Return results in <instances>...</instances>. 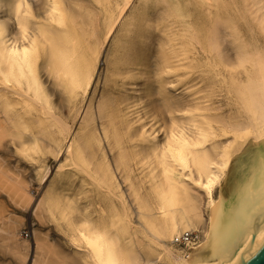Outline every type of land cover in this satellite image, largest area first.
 I'll list each match as a JSON object with an SVG mask.
<instances>
[{
    "label": "bare ground",
    "instance_id": "6f19581e",
    "mask_svg": "<svg viewBox=\"0 0 264 264\" xmlns=\"http://www.w3.org/2000/svg\"><path fill=\"white\" fill-rule=\"evenodd\" d=\"M262 157L264 0H0V264H233Z\"/></svg>",
    "mask_w": 264,
    "mask_h": 264
},
{
    "label": "rangeland",
    "instance_id": "374dc122",
    "mask_svg": "<svg viewBox=\"0 0 264 264\" xmlns=\"http://www.w3.org/2000/svg\"><path fill=\"white\" fill-rule=\"evenodd\" d=\"M100 83H101V80H100ZM98 85V88H97V91H96V96L99 94L100 92V89H101V85ZM255 152V149L253 150H248L247 153H245V155L242 154L241 158L242 161L244 162H238L237 161V166L235 169H238V171L241 169L242 165H240L241 163H245L246 160H248L250 158V156ZM232 175L231 177L229 178V183L231 182L232 180ZM227 196V195H226ZM18 215H22L21 212H18L17 213ZM26 217L24 218L23 220V225L21 226V232H20V236L24 239V240H27L29 242L32 241V233H33V228H37V225L36 223L33 221V219L31 218V212H27L25 213ZM49 227H52L51 224H49ZM52 233H56L58 236H60L61 234L58 233V232H55L54 230H52Z\"/></svg>",
    "mask_w": 264,
    "mask_h": 264
},
{
    "label": "water",
    "instance_id": "95a60500",
    "mask_svg": "<svg viewBox=\"0 0 264 264\" xmlns=\"http://www.w3.org/2000/svg\"><path fill=\"white\" fill-rule=\"evenodd\" d=\"M254 240V233L251 235L250 245ZM245 250L238 255L233 264H264V237L257 241L250 251L242 258Z\"/></svg>",
    "mask_w": 264,
    "mask_h": 264
},
{
    "label": "snow or ice",
    "instance_id": "6c2138e0",
    "mask_svg": "<svg viewBox=\"0 0 264 264\" xmlns=\"http://www.w3.org/2000/svg\"><path fill=\"white\" fill-rule=\"evenodd\" d=\"M262 159H264V157H262Z\"/></svg>",
    "mask_w": 264,
    "mask_h": 264
}]
</instances>
